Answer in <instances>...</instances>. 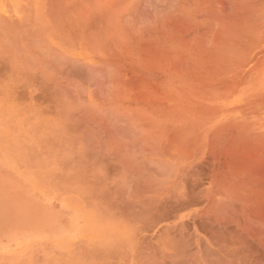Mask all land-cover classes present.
Masks as SVG:
<instances>
[{"label": "crops", "instance_id": "crops-1", "mask_svg": "<svg viewBox=\"0 0 264 264\" xmlns=\"http://www.w3.org/2000/svg\"><path fill=\"white\" fill-rule=\"evenodd\" d=\"M54 1H55V4H54ZM62 1L64 2L68 1L67 5H65L66 2L64 3ZM77 1H74V0H53V1L52 0H48V1L47 0H0V26H1L0 27V52H1L0 53V56H1L0 57V264H211V263H208L207 261L208 258H206L205 256L208 257L209 255L208 253H210V256H213V254L215 255L217 253V252L215 253L213 252V248H214L213 246L215 244L213 241L214 238L212 240L210 238L211 235H213L211 231L216 226L212 224L211 220H210V224H212L213 226L208 224L209 219H207L206 215L208 214L209 215L208 218H211L213 214H219V212L220 214H225L227 219L229 218L231 219V221L230 219L227 220L230 227L228 225L227 226L229 228L234 229L236 226L235 225L236 220L237 219L239 220L240 218V217L238 218V215L241 212L242 206L241 205L239 206L238 204H236L237 205L236 208H238L237 209L238 211L237 210L233 211L236 209V208L234 209L235 204L223 205V207L221 205L203 204L202 196L204 195H202L203 194L202 188L197 187L198 188L197 189L195 187V189H191L189 193L186 189L181 188L180 186L181 184L178 186V188H175V189H178V191L177 190L176 191L179 193L175 192L173 196L180 197V198L181 196H183L185 198V196L188 195L187 197L189 198L191 197L189 200L190 202L188 201L187 203V205H190V208L189 206L185 205L186 200L183 201L184 203L182 202V200L184 199L178 198L177 201H175L176 199L172 200L171 193L175 191V189L171 191L172 189L170 188L171 187L170 182L172 181L171 180L172 179L171 178L172 166H175L174 168L177 169L175 170L173 168L174 171H176L174 178L179 176L175 178V180H178L181 183L186 178V177H182V178L180 177L182 174L184 175V172H185L184 169L186 166L185 164L194 165L195 168L198 167V169L202 170L201 166H204V164H206L207 162L211 160L210 156H208V153L206 151L205 153H203L202 151V154L196 153V156L191 158L190 160L187 157V155H185L187 153L186 151L187 148L185 149L184 147H182L183 150L186 151L185 154L183 155L184 151L183 150H182L183 152L180 151V149L182 148H179V146H178L179 152L173 153V156H172L171 155L172 153L171 154L168 153V152L173 151L171 150L172 148L169 143L174 142V140H172L171 139L172 137L170 136L172 134L170 123L168 121L161 119L162 125L155 127V125H152L154 122L153 120H155V118H158L156 117L155 112L152 109H150L148 106H142V105L140 106L135 103L134 98L135 96L137 97L136 93L138 92L141 93V95H143V98L146 96L145 97L146 100L149 98L153 99V97L151 96L155 97V93L152 92V90H150L149 88L151 84H154V82H159V81L157 80L155 81V77L152 76V74H150L149 71L140 70L142 68L149 69L148 63H143V65H141L142 63H140L137 60L135 61L136 62L135 63L133 60V57L132 58L130 57L131 59H128L129 62L120 60L123 57V55H120L123 53V51L121 49V45H119V43L117 44L116 40L120 42L119 40L121 36L118 38V35H120L119 31L118 33L114 34L116 32V31L114 32V30H116V28L119 25L122 27L123 25L121 24L124 23L123 21H121L123 20L122 14L119 12H115L116 11L115 9L117 6L118 8L119 7L121 8V5H122L121 2L115 0L114 4L115 3L116 4L113 6L114 9L112 10L111 6L113 5L112 3L113 0L112 1L106 0V2L112 3V4L110 3L111 6H109L110 4H108V8L106 6V2H103V0H101V2L96 1V0L94 1L93 0H85V1L79 0L78 2ZM98 2L100 4H98ZM96 3L97 5H99L97 6V8H94L96 10H93V9L90 10L93 6L94 7L96 6V5L92 6V4H96ZM90 4H91V7H89ZM67 6L69 8H67ZM103 6L106 7L109 11L106 9H103ZM55 8H56L55 12L58 13V16L53 11V9ZM83 8L84 9L87 8V9L84 10ZM120 8L118 10H121ZM78 10H81V11H78ZM62 11L64 12L62 13ZM65 11L66 13H68L67 15L64 14ZM101 11L104 17L100 14ZM49 12L50 13L52 12L54 15L52 13L50 14ZM110 13L112 14L116 13V15H112ZM105 14L108 16L112 15L113 18L109 16L110 18L108 20V17ZM98 15L99 17H101V18L98 17V19H100L101 22L105 18L104 19L105 22L104 21L102 22L103 23L102 26L99 20L97 22ZM105 16L107 17V19ZM94 21H95V24L97 22V24H100V25L95 27ZM115 21L116 23H114ZM117 21H120L119 22L120 24ZM84 23L88 24L86 25L87 29L85 25H84L85 29L82 26ZM110 23L112 25L114 23L115 26H112ZM68 24H70V26H68ZM90 25L94 26V27L92 26L93 28L92 30H91ZM109 25H111L110 28H108ZM64 26L67 27L68 29H66ZM88 27L90 28L91 31L88 30ZM98 27L102 28V30H100ZM105 28L106 29L108 28L109 30L108 29L106 30ZM98 30L100 34H98ZM104 30L109 35L108 34L106 35ZM101 31H103L104 33L103 37H102L103 34L101 35ZM111 32H114V33L111 34ZM94 38H95L96 43L95 42L93 43ZM100 39L101 40L105 39V40L99 43V41H101ZM35 40L36 42L38 41L39 42L36 43ZM108 40H110V42ZM86 41L87 43L89 42L88 45L91 42L92 44H95V45L92 46L90 44L88 46ZM111 41L116 45L111 43ZM3 43L6 44L7 46L4 45V47H2ZM81 43L82 44L84 43V44L82 45ZM108 43L112 47L115 46L116 48L115 47L111 48L108 45ZM42 45L43 47H41ZM103 45H105L104 47L108 49H104ZM14 48L15 49L17 48L18 50L16 49L15 51ZM100 48H101V51H100ZM102 48L104 50H102ZM8 50L9 51L11 50V51L8 52ZM54 50L55 51L57 50V51L55 52ZM89 50L92 52H90ZM105 50H107L108 52H105ZM17 51H21L22 53L17 52ZM14 53H16L17 55ZM52 54H54L55 56L62 54L60 57L57 56L58 58L62 57V59L66 55L64 60L66 59L67 61L72 62L71 65L67 64L69 63L67 61H66L67 63L63 64L64 61H62L61 59L58 60L56 58V61H55V59H53L55 57H53ZM108 55H112V56H108ZM97 56L98 58L103 59V60L98 59ZM59 61H61L60 64H59ZM109 62L111 64L110 66H109ZM80 63H81L80 67H82L81 69L79 67ZM101 63L102 65H100ZM83 64L85 66L89 65L88 68L90 69L92 68V70L87 69L86 68L87 66L83 67ZM112 64L114 66H112ZM92 65L94 66L95 69L99 68L100 66L101 68L102 67L109 68L111 66L115 67L117 65L121 71L116 68L117 66L115 68L111 67V69L109 68L106 70L99 68V70L101 71H99V73L97 74L96 72L98 71V69H96L97 70L96 72L95 70L93 72L94 68ZM64 67L67 69H64ZM107 70L111 71V72L109 71L111 75ZM74 71L76 72L74 73ZM112 73L114 74V76ZM134 75L136 77L139 75L140 77L136 78V80L138 78L139 80L135 81V79L132 78V76L135 77ZM110 76H112V78L114 77L113 78L114 81L113 79L110 80ZM97 77L99 79H97ZM144 78H147V79H144ZM133 80L134 82H132ZM140 80H142L141 81L142 83L140 85L141 86L143 85V87H140V85L138 84ZM145 80H148V81L145 82ZM57 81L60 83H58ZM87 81L88 83H86ZM76 83L77 85L74 86ZM105 83L106 84L108 83L109 85H106ZM129 83L132 84V86ZM146 83L147 85H145ZM65 84H67L66 86L68 87L70 86L69 88L72 91H67L66 89H68V87L66 88ZM137 84L139 85L138 87L136 86ZM129 85H130V89H128ZM72 86L74 90L73 88H71ZM110 86H112L113 89H115L116 87L118 88H116L115 91L114 90L112 91L110 89ZM146 86L147 88H145ZM120 88L123 93L122 95L119 94V92L121 93ZM139 88L142 90H140ZM117 89H119L118 90L119 92L115 93L117 92ZM143 89L144 90L147 89V90L144 91ZM135 90H136V93H134ZM104 91L107 92L105 94L107 95V97L114 93H115V96L119 94L118 95L119 97L120 96L121 97L124 96V97L121 99V97L119 98L117 96L118 97L117 98V97H113L112 95L107 98L103 96L105 93ZM60 92L62 93V95L61 94L59 95ZM69 95H72V97ZM162 96H165V95L163 94ZM104 97L106 99H104ZM68 99L69 100L71 99V100L69 101ZM62 103H65V104H62ZM82 103L84 104L86 103V104L84 105ZM109 104H110V107L113 105L111 107L113 109L111 110L116 113L115 114L113 112L116 116L110 112ZM91 107L95 108L94 109L95 111H93L94 113L92 112V115H91V111L93 108L90 109ZM99 107L102 108L103 112L101 111ZM106 107H109V109L108 108L106 109ZM63 108L65 109L63 110ZM85 108L86 109L89 108L91 111L87 109L90 111L89 112ZM61 109H62L61 113H63L64 115L60 113ZM69 109L71 111H69ZM106 110L107 111L109 110V113H107ZM129 110H131L132 112L130 111V114H129L130 117L126 118L128 114V113L126 114V112L127 111L129 112ZM63 111H65V113ZM116 111H119V114L121 113L120 115L122 116H118L117 115L118 112ZM76 112L78 114H82L83 122L80 120L81 117H79L80 119H77V116H80V115L76 114ZM99 112L100 114L101 112L103 114L98 115ZM140 112H141V114H139L140 116L143 113H145L144 118H141L137 115L139 119L141 118L140 121L141 122L143 121L142 123L139 121V124H140L139 127L142 124V129L145 127L144 131L145 130L147 131L145 133L144 131L143 133L142 131H135L136 129H133L134 127L131 128V126H129V125H132L134 122L138 121L136 114ZM70 113L71 114L73 113V115L71 116ZM105 114L106 116H108L109 114L107 119L111 117L109 121L110 120L115 121L117 117L115 121L116 124L115 122L113 123L112 121H110L113 124L112 125L105 118L106 117ZM131 115L133 116V118L134 117L137 118L136 119L137 121H134L135 118L134 119L132 118L133 120H131ZM73 116L75 117V119ZM151 116H154V119ZM93 117L94 118L96 117L95 118L96 120H94ZM97 117H99V119ZM118 117L119 119L121 117V120H119ZM128 118L130 119L129 121H131L130 122L131 124L127 123ZM125 119L127 121H125ZM146 120L150 123L146 122ZM90 121L92 123H90ZM117 121L119 122L121 121V123L119 122L117 123ZM123 121H124V124L128 126V129L125 128L126 126L123 124ZM93 122H95L94 123L95 126ZM108 122L111 126L108 125ZM166 122H168L167 125H165ZM96 123L97 125L100 123L98 127ZM143 123L149 124V125L151 124V125L143 127L144 125ZM89 124H90V127L93 124L92 125L93 127L90 128L92 129V131L89 129V126H88ZM114 124H115V127H114ZM78 125H79V129H77ZM84 125L88 128H86ZM100 125L104 126L105 130H104V127L103 128L99 127ZM116 125L119 128L116 127ZM120 125L121 126L124 125V128L122 127L123 128L122 129ZM135 125L136 124L134 123L133 126ZM83 126L86 129H84ZM137 126H135V128ZM75 127H76V130H73L75 129ZM114 128H118L119 132L120 130L122 131L119 133L118 131H115ZM94 129H98V131L96 130L97 131L96 132L94 131ZM99 130H101L100 133H99ZM137 130H140V129L138 128ZM128 132H130V134ZM138 132H140L141 138H139ZM127 133L130 136H128ZM132 133L136 136L132 137L131 136L133 135ZM111 135H113V137ZM151 137L152 138L155 137V139H151ZM126 138L128 139V141H126L127 140ZM87 140L92 141V142L89 143V141ZM125 142L129 146V148L125 146L126 145ZM155 142L157 143V145ZM162 142L163 144L161 145ZM70 143L72 145H70ZM84 143L85 144L88 143L89 145L87 146ZM166 143H168V145ZM152 144H154L155 147ZM171 145L173 147L176 144L174 143L173 145V143H171ZM181 145L183 146V144ZM153 147L155 148V150L153 149ZM117 149H121V150H118L117 152ZM156 149L162 150V153L160 151L157 152ZM149 150L150 151L152 150L153 152L152 151L150 152ZM90 151L94 152L95 154L94 157L96 156L95 157L96 162L98 160H100L101 162L103 161L102 163L98 161L99 167H101L100 165H102V168L99 169L98 165L95 166L96 163L93 158V152L90 153ZM148 151L150 152V154L147 153ZM97 152L100 155V159L97 158V156H99ZM111 152H113V155ZM177 154H178V157H177ZM103 155L105 156L103 157ZM101 156L102 158H104V160L101 159ZM136 157L137 158L139 157L141 159L139 158L137 159ZM205 157L207 158L206 160L204 159ZM131 158H133L135 161ZM130 159H131V162H129ZM87 160L90 163H88ZM142 160L144 162L146 160V163H145L146 165H149L147 164V161H151V162L154 161V163L156 162L155 163L156 166H154V163L152 164L151 162H148V163H151L149 165L151 166V168L148 166H145ZM159 160L161 161V163ZM164 160L165 161L167 160L168 163H171L172 164L171 167L169 166L170 164L166 165L167 162L162 164V162H165ZM127 161L129 162V165L127 164L128 163ZM132 161L136 162L134 165H138V166L133 167ZM138 161L142 163L140 162L138 163ZM216 161H217L216 163L210 161L211 165H215V164L217 165L219 160H216ZM91 162L95 164L90 165L92 164ZM103 163L104 164L108 163L105 165L106 169L108 168L107 165L109 166V168L111 166L113 167L114 165L115 168L113 167V170L114 169L116 170L114 172L116 173L120 171L121 172L120 176L119 177H115L116 175L113 176L114 172L111 168H110L111 170H108L109 168L107 169L109 172L103 169L104 168ZM209 163L208 165H210ZM139 164L140 165L142 164L141 165V167L143 166L142 169L139 167ZM128 166H129V169L128 170L125 169V168H128ZM156 167L158 171H156L157 170ZM143 168L145 170L144 172H143ZM97 169L99 173L95 174ZM102 169L104 171L103 173L101 171ZM161 169H164V172H166L165 178L161 174V171L163 172V170ZM198 169H196L197 172H199ZM223 171L224 170L222 168L217 169V173L219 174L222 173ZM104 173L107 174V176L104 177L105 175ZM110 173H112L113 177H111ZM119 173H116V174H119ZM136 175L137 177H135ZM158 175H161L162 177ZM123 176H124V180L126 181L125 184H124L123 179L120 181V178H123ZM106 177L108 178L111 177V179L107 181ZM139 178H140V181L141 180L142 181L138 186L137 183L139 181L138 180ZM100 179L101 181L104 179L102 183ZM196 179H197V176H196ZM219 179L220 178L217 177L216 181H219ZM128 180H130L129 183H130V186L132 187H129V183L127 182ZM99 182L101 184H99ZM115 182L116 184H119L120 186L118 185V187L116 188L117 185H115ZM134 182L136 185H134ZM108 183L111 186L108 185ZM122 184L124 186H122ZM107 185L111 187L112 189L108 188ZM126 185H128L129 188ZM133 185L135 186L134 189H132ZM125 186L126 188H124ZM137 186L138 187L142 186L144 187V189L146 188L147 190H149V187L153 189H150L152 190L151 192L149 191L146 192L147 190L144 191L141 188V191L144 192V193H141V191L138 190ZM120 187L125 192L127 191V193H125ZM161 187L162 189H160ZM116 189L117 190L119 189L118 193L116 192L117 191ZM135 189H137L138 191ZM111 191L112 193H110ZM197 191H200L201 194L200 193L198 194ZM218 191L219 190L217 188H213V190H211L210 195L213 196L214 198H218L219 197ZM191 192H193L194 195ZM244 192H245L244 190L240 191V193H242L241 196L246 195V193ZM134 193H137L135 197L133 196ZM140 193L142 195L139 196L138 194ZM128 195L130 197H128ZM147 197H151L152 199L154 198V200L156 197L155 201L157 202L155 201L152 202L151 198H149L150 199L149 200ZM197 197H201V198H198V200L201 203L196 202L195 204V200L198 201ZM120 198L123 200H121ZM130 198L131 199L133 198L132 200L135 201L134 203L135 205H138V203L141 202L142 205H141L140 213L138 212L140 204L139 206H137L138 210L136 212L135 210L136 206L133 204L134 201L132 202ZM144 198L145 199L147 198L150 202H148L146 199L145 201L146 203H145ZM125 199L127 201H131L129 203H131L132 208H131V205H129L128 202L125 201ZM191 199H194V202L192 200V203H194L195 205L191 203ZM159 200H161L162 203L166 202L164 203L165 205L160 204ZM142 201L145 203V205H143L144 203H142ZM173 201L176 203L171 204ZM154 203H157V205H159L158 209L160 208L161 209L157 210L156 209L157 206L154 205ZM189 203H191L192 205ZM146 205H149V206L151 205V208H149V206L145 208ZM152 205L154 207H152ZM206 206H208L209 208L207 209ZM193 207L195 209H193ZM176 208L179 211L176 213L173 211L174 212L173 213L171 209L175 210ZM131 209L133 212L131 211ZM231 210L233 211V213L229 212ZM127 211H129L130 213L132 212L133 216H131L132 214H130L129 212L127 214ZM167 211L168 212L171 211L169 212V215L171 218L169 217V215L168 216L166 215L168 213ZM211 211L212 213H210ZM144 212L145 213L147 212L148 214L146 213L147 215H145ZM234 213H236V215ZM139 214L141 215L138 217ZM152 214H154V216ZM234 215L235 217L237 216L236 217L237 219L234 218ZM145 216H147L146 217L147 219L145 218ZM165 216H167L166 219H165ZM232 218L236 220L233 221ZM196 219H199V220H196ZM146 220L147 221L149 220L148 223ZM155 220H157L158 222H156ZM200 221L202 222L205 221L207 223L206 224L204 222L207 225V227H209L208 229L211 230L210 233L209 231H208V234L205 233L207 227H205L206 225L200 223ZM180 223L182 224V226ZM184 223H186V226L183 225ZM189 223L192 225H190ZM199 225L202 226L201 229L197 228V227H200ZM231 225H234V227H231ZM227 226L225 225V227ZM166 232L168 234H166ZM193 234L195 236H192ZM182 236H183V239H182ZM181 239L183 242L181 241ZM205 239H208V241L205 242ZM192 240L193 242H191ZM185 241L187 242L186 244H185ZM191 245H192V248H191ZM205 247H206V250H205ZM201 248L203 251L204 250L207 251V249L208 251L203 252L201 251ZM210 249H212V253L210 252L211 251ZM214 249H216V247ZM188 251L189 252L191 251L190 253H192V255L189 256ZM217 255L227 256L228 254L220 255L218 253Z\"/></svg>", "mask_w": 264, "mask_h": 264}, {"label": "bare ground", "instance_id": "bare-ground-1", "mask_svg": "<svg viewBox=\"0 0 264 264\" xmlns=\"http://www.w3.org/2000/svg\"><path fill=\"white\" fill-rule=\"evenodd\" d=\"M48 1V0H47ZM53 1V0H52ZM74 1H77V0H74ZM79 1V0H78ZM77 1V2H78ZM82 1V0H81ZM80 1V2H81ZM85 1V0H84ZM94 1V0H93ZM96 1H99L101 2V0H96ZM110 1V0H108ZM112 1V0H111ZM114 1L113 0V5L111 6V2H106V0L103 2H106V6L108 8V4H110L109 6L112 7V10L114 9L113 6L116 4H114ZM116 1H119L121 2V10H118V6L116 7V11L115 12H119L122 14V18L124 23H122L121 25H123L122 27L119 25L118 27L120 28H116V30H114V32H111L116 34L118 33L119 31V34L118 35V38L120 37V42H118V40H116L117 44L119 43V45H121V49L123 51L122 54L120 55H123L122 59L120 60H124V61H128V59H131L133 57V60L134 62L137 60L139 61L140 63H142L141 65H143V63H148L149 64V69H140L141 71H149L150 74H152V76L155 77V81H159V82H154V84H149L150 85V88L148 86V88L150 90H152V92L155 93V97L154 96H151L153 97L152 98H149L146 100V96L143 98V95H141V93H136V90L134 91V93L137 94V97L135 96L134 98V101L137 105H142V106H148L150 109H152L155 114H156V117L158 118H155V120H153V124L152 125H155L156 126H161L162 125V121L161 119L165 120V121H168L171 125V131H172V134L170 135L172 138V140H174V142H171L176 144L175 146L178 147L179 145V148H182L184 147L187 151V153L185 154L186 151L182 149H180V151H184L183 155H187V157L191 160V158L195 157L196 156V153L197 154H202V151L203 153H205V151L208 153V156H210V161L216 163L217 161L216 160H219L221 162L218 161V164L216 165H211V162H207L206 164H204L203 167L207 166L208 163L211 165V169H210V172H211V175H210V178L207 177V176H204V177H207L208 179H210V183L207 187L205 188H202V192L204 196V199H205V202H208V205H221L223 207V205H233L235 203H237L239 206L241 205L242 208H241V212L240 214L238 215V218L239 220L235 217L236 213H234V220H236L235 222V228H229L230 225L228 223L227 220V217L225 214H213L211 216V218H208V214L206 215L207 216V219H209V225H212L214 224V226H216L212 231L210 229H208L209 227H207V223L205 224L204 222L200 221V223L206 225L205 227H207L205 233L208 234V231L210 233V231L212 232L213 235H211V240L214 238V245L216 247V249L213 248V252H217L215 255L213 254V256H218L217 255L218 253L220 255H225V254H228V255H232V256H240L238 253H239V246L242 247V245H246V251L245 249H243V255H246V257L248 256L247 260L249 259V256H263L264 257V191H258L256 190V188H252L251 187V183H246L245 184H240L239 183V180L240 179H244L248 174L250 173H254L253 177H256V174L255 173H260V175H263L264 173V0H163L162 1V5H161V8H159L158 6H160L158 3H155V6L156 4L158 5L157 8H159L160 10H158L157 8H155L153 6V0H150L152 2V7L155 8V10L152 8V10L150 9V7L148 8L147 4L150 2L148 0V3H147V0H146V9L148 8V10H146L145 12H140L141 8H143V0H116ZM158 0H156L157 2ZM51 2V1H50ZM64 2V1H62ZM66 2V3H65ZM65 5H67V2L68 1H65ZM98 2V4H100ZM102 2V3H103ZM118 2V3H119ZM150 2V3H151ZM57 3V2H56ZM82 3V2H81ZM117 3V4H118ZM52 4V3H51ZM54 4H55V1H54ZM85 4V3H84ZM93 5H96L95 7ZM56 6V5H55ZM54 6V7H55ZM74 6V5H73ZM92 8L90 10H96L94 8H97V3L96 4H92ZM59 7V6H58ZM57 7V8H58ZM77 7V6H76ZM75 7V8H76ZM82 7V6H81ZM80 7V8H81ZM87 7V6H86ZM91 7V4L90 6ZM88 7V8H89ZM102 7V5H101ZM100 7V8H101ZM144 7V8H145ZM29 8V7H28ZM67 8H69L67 6ZM79 8V6H78ZM85 8V7H84ZM83 8V9H84ZM106 7L103 6V9H106L108 10ZM143 8V9H144ZM51 9V8H50ZM87 9V8H86ZM84 9V10H86ZM110 9V8H109ZM142 9V11H144ZM149 9L151 11H149ZM159 11L157 12L156 11ZM49 10V9H47ZM52 10V9H51ZM56 8L53 9V11L55 12ZM67 10V9H65ZM154 10V11H153ZM58 11V9H57ZM78 11H81V10H78ZM109 11V10H108ZM111 11V10H110ZM156 11V12H155ZM61 12V10H60ZM64 11H62L63 13ZM68 12V11H67ZM76 12V11H75ZM83 12V11H82ZM104 12V10H103ZM107 12V11H106ZM50 13V12H49ZM52 13V12H51ZM50 13V14H51ZM56 13V12H55ZM74 13V12H73ZM72 13V14H73ZM78 13V12H77ZM80 13V12H79ZM100 13V12H99ZM113 13V12H112ZM110 13V14H112ZM49 14V16H50ZM53 14V13H52ZM64 14H68L65 13ZM102 15V11L100 13ZM99 14V15H100ZM107 14V13H106ZM105 14V15H106ZM54 15V14H53ZM56 15L58 16V13H56ZM63 15V14H62ZM74 15V14H73ZM92 15V13H91ZM99 15L97 16V22L98 20L101 22L100 19H98ZM100 15V16H101ZM112 15H116V13L112 14ZM112 15H109L110 17H112ZM119 15V14H118ZM104 17V15H102ZM108 17V20H109V16L106 15ZM105 16V17H106ZM52 17V16H51ZM54 17V16H53ZM87 17V16H86ZM91 17V16H90ZM106 17V19H107ZM119 17V16H118ZM50 18V17H49ZM101 18V17H99ZM113 18V17H112ZM120 18V17H119ZM128 18V19H127ZM72 19V18H71ZM105 19V18H104ZM104 19L102 20V22L104 21ZM115 19V17H114ZM139 21H142V22H145L143 23L144 25H142V22H141V27H140V24L138 23ZM95 24V21H94V26H98L100 24ZM101 22V26H102V23ZM105 22V21H104ZM118 23L120 21H117ZM87 23V22H85ZM83 24L82 26L86 27V25L88 24ZM112 23V22H111ZM110 23V24H111ZM116 23V21L114 22ZM113 23L112 26H115V24ZM120 24V23H119ZM139 24V25H138ZM21 25V24H20ZM111 25L108 26V28L111 27ZM18 26V25H17ZM16 26V27H17ZM68 26H70V24H68ZM91 26V30L93 29L92 26L93 25H90ZM89 26V27H90ZM93 26V27H94ZM106 26V25H105ZM1 27V26H0ZM65 27V26H64ZM63 27V29H64ZM84 27V29H85ZM88 27V30H90V28ZM5 28V27H4ZM62 28V27H60ZM66 29H68L67 27H65ZM100 30H102V28L98 27ZM107 28V29H108ZM113 28V27H112ZM111 28V29H112ZM83 29V30H84ZM87 29V27H86ZM106 29V28H105ZM106 29V30H107ZM110 29V31H111ZM90 30V31H91ZM109 30V29H108ZM150 31V33L152 34V37H150L149 39H144L142 36H141V33L142 31ZM62 31V30H61ZM81 31V30H80ZM5 32V31H4ZM32 32V31H31ZM59 32V31H58ZM105 34L107 35L108 33H106V31L104 30ZM6 33V32H5ZM84 33V32H83ZM149 33V32H148ZM149 33V35L151 36V34ZM7 34V33H6ZM98 34L99 33V30H98ZM103 34V35H102ZM142 34H145L146 33H142ZM60 35V34H59ZM93 35V34H92ZM101 35L102 37L104 36V33L103 31H101ZM109 35V34H108ZM147 35V36H149ZM100 36V35H99ZM116 36V35H115ZM59 38V37H58ZM93 38V37H92ZM106 38V36H105ZM97 39V38H96ZM30 40V39H29ZM70 40V39H69ZM81 40V39H80ZM101 40V39H100ZM105 40V39H104ZM103 39L101 41H99V43H101L102 41H104ZM111 40V39H110ZM110 40H108L110 42ZM114 40V39H113ZM15 41V40H14ZM88 41V40H87ZM86 41V43H87ZM107 41V42H108ZM115 41V40H114ZM36 42V40H35ZM39 42V41H38ZM36 42V43H38ZM95 42V38H94V41L93 43ZM115 42V43H116ZM5 43V42H4ZM2 44V47L7 46L6 44ZM9 43V42H8ZM16 43V42H15ZM46 43V42H45ZM58 43V42H57ZM60 43V42H59ZM89 43V42H88ZM87 43V45H88ZM96 43V42H95ZM111 43H113L111 41ZM110 43V44H111ZM11 44V42H10ZM34 44V43H32ZM47 44V43H46ZM64 44V43H63ZM74 44V43H73ZM82 44V43H81ZM84 44V43H83ZM82 44V45H83ZM92 46L95 45V44H92V42L90 43ZM89 44V45H90ZM98 44V43H97ZM114 44V43H113ZM36 45V44H35ZM88 45V46H89ZM109 45V43H108ZM116 45V44H114ZM19 46V45H18ZM66 46V45H64ZM91 46V47H92ZM105 45H103V48L104 49H108L106 47H104ZM111 48H114L112 47L111 45H109ZM118 46V45H117ZM13 47V46H12ZM11 47V48H12ZM15 47V45H14ZM43 47V45L41 46ZM45 47V46H44ZM54 47V46H53ZM84 47V46H83ZM20 48V47H19ZM47 48V47H46ZM51 48V47H50ZM68 48V47H67ZM102 48V50H104ZM116 48V47H115ZM120 48V47H119ZM117 48V49H119ZM15 49V48H14ZM13 49V50H14ZM17 49V48H16ZM15 49V51H16ZM22 49V47H21ZM87 49V48H86ZM94 49V48H93ZM92 49V50H93ZM120 49V50H121ZM18 50V49H17ZM48 50V49H47ZM11 51V50H10ZM8 50V52H10ZM22 51V50H21ZM21 51H17V52H20L22 53ZM55 51V50H54ZM57 51V50H56ZM55 51V52H56ZM90 51V50H89ZM97 51V50H95ZM100 51H101V48H100ZM45 52V51H44ZM49 52V51H48ZM86 52V51H85ZM92 52V51H90ZM105 52H108L107 50H105ZM103 52V53H105ZM1 53V52H0ZM18 53V54H20ZM47 53V52H46ZM45 53V54H46ZM51 53V51H50ZM60 53V51H59ZM58 53V54H59ZM102 53V54H103ZM16 54V53H14ZM43 54V55H45ZM96 54V52H95ZM9 55V54H8ZM17 55V54H16ZM26 55V54H25ZM31 55V54H30ZM53 59H55L56 61V58L59 60L61 59L64 63H67L69 61H67L66 59L64 60V58L66 57H62L61 58H58L60 57L61 55H57L55 56L54 54H52ZM64 55V54H63ZM99 55V54H98ZM115 55V54H114ZM119 55V56H120ZM74 56V55H73ZM76 56V55H75ZM105 56V55H104ZM108 56H112V55H108ZM107 56V57H108ZM1 57V56H0ZM19 57V56H18ZM21 57V56H20ZM100 57V56H99ZM117 57V56H116ZM121 57V56H120ZM131 57V58H130ZM15 58V57H14ZM29 58V57H28ZM32 58V57H31ZM69 58V57H68ZM98 58V56H97ZM102 58V57H101ZM114 58V57H112ZM26 59V58H25ZM71 59V58H70ZM100 59V58H98ZM109 59V58H108ZM14 60V59H13ZM27 60V59H26ZM29 60V59H28ZM75 60V59H74ZM73 60V61H74ZM100 60H103V59H100ZM107 60V58H106ZM119 60V59H118ZM19 61V60H18ZM67 61V62H66ZM114 61V59H113ZM12 62V61H11ZM37 62V61H36ZM61 61H59V64H60ZM105 62V61H104ZM108 62V61H107ZM112 62V61H110ZM109 62V66L111 65ZM129 62V61H128ZM7 63V62H6ZM30 63V62H29ZM72 62H69L67 64H70L71 65ZM136 63V62H135ZM139 64V63H138ZM102 65V63L100 64ZM131 65V63H130ZM133 65V64H132ZM137 65V64H136ZM145 65V64H144ZM74 66V64H73ZM81 66V63L79 65V67ZM85 65L83 64V67ZM87 66V67H86ZM85 67L87 69H90L88 68L89 65H86ZM93 66V65H92ZM90 66V67H92ZM96 66V65H95ZM106 66V64H105ZM112 66H114L112 64ZM111 66V67H112ZM117 66V65H116ZM115 66V67H116ZM121 66V65H120ZM119 66V67H120ZM140 66V65H139ZM56 67V66H55ZM66 67V66H65ZM64 69H67L65 68ZM72 67V66H71ZM77 67V66H76ZM78 67V68H79ZM97 67V66H96ZM99 67V65H98ZM111 67H109L111 69ZM115 67H112V68H115ZM11 68V67H10ZM26 68V67H24ZM35 68V67H34ZM82 67H80L81 69ZM85 68V69H86ZM94 68V66H93ZM101 68V66L99 67ZM99 68H96L98 69V71L94 68L93 69V72L95 70V72L98 74L99 71ZM108 67H102L101 69H109ZM118 70H120L118 68V66L116 67ZM124 68V67H123ZM137 68V67H136ZM62 69V68H61ZM84 69V68H83ZM135 69V68H133ZM132 69V70H133ZM11 70V69H10ZM92 70V68L90 69ZM102 70V72H103ZM65 71V70H64ZM89 71V70H88ZM108 71V70H107ZM106 71V72H107ZM110 71V70H109ZM108 71V72H109ZM117 71V70H116ZM121 71V70H120ZM126 71V70H125ZM124 71V72H125ZM67 72V71H66ZM76 71H74L75 73ZM105 72V71H104ZM111 72V71H110ZM109 72V73H110ZM134 72V71H133ZM91 73V72H90ZM114 73V72H113ZM112 73V74H113ZM72 74V73H71ZM80 74V73H79ZM78 74V75H79ZM96 74V76H97ZM131 74V73H129ZM149 74V75H150ZM7 75V74H6ZM104 75V74H102ZM108 75V74H107ZM111 75V73H110ZM136 75V74H135ZM134 75V76H135ZM42 76V75H41ZM65 76V75H64ZM74 76V74H73ZM83 76V75H82ZM87 76V75H86ZM101 76V75H100ZM114 76V74H113ZM129 76V75H128ZM22 77V76H21ZM63 77V76H62ZM71 77V76H70ZM99 77V76H98ZM97 77V79H99ZM108 77V76H107ZM137 77H140L139 75ZM136 76L132 78L135 79V81L139 80V78L136 80L137 78ZM114 78V77H113ZM112 76H110V80L113 79ZM149 78V77H147ZM147 78H144V79H147ZM72 79V78H71ZM76 79V78H75ZM95 79V78H94ZM101 79V78H100ZM131 79V78H130ZM141 79V78H140ZM74 80V79H73ZM128 80V79H127ZM162 80V81H160ZM84 81V79H83ZM86 81V80H85ZM114 81V79H113ZM118 81V79H117ZM129 81V80H128ZM142 80H140L138 82V84L140 85L142 82ZM148 81V80H145V82ZM58 82V81H57ZM102 82V80H101ZM105 82V80H104ZM131 82V81H130ZM134 82V80L132 81ZM144 82V83H145ZM60 83V82H58ZM65 83V82H64ZM88 83V81L86 82ZM85 83V84H86ZM136 83V82H135ZM149 83V82H148ZM104 84V83H103ZM106 84V83H105ZM114 84V83H113ZM123 84V83H122ZM121 84V85H122ZM130 84V83H129ZM136 85L137 87L139 85ZM67 84H65L66 86ZM74 85V84H73ZM77 83L74 85L76 86ZM106 85H109L108 83ZM132 86V84H130ZM130 85L128 86L130 89ZM135 85V84H133ZM147 85V83L145 84ZM91 86V85H90ZM113 86V85H112ZM112 86H110V89L113 91L116 90V87L115 89L112 88ZM119 86V84H118ZM123 86V85H122ZM126 86V85H125ZM61 87V86H60ZM64 87V86H63ZM68 86H66L67 88ZM70 87V86H69ZM68 87V89H66L67 91H72L70 90V88ZM81 87V86H80ZM140 87H143V85ZM73 88V86L71 87ZM79 88V86H78ZM124 88V87H123ZM136 88V87H135ZM147 88V86L145 87ZM63 89V88H62ZM140 89V88H139ZM74 90V88H73ZM85 90V89H84ZM119 89H117V92L115 93H118ZM124 90V89H123ZM142 90V89H140ZM144 90V89H143ZM147 89H145L144 91H146ZM43 91V90H42ZM57 91V90H55ZM63 91V90H62ZM66 91V93H67ZM120 91L121 93L119 92L120 95H122V90L120 88ZM130 91V90H129ZM143 91V92H144ZM53 92V91H51ZM65 92V90H64ZM82 92V91H81ZM105 92V91H104ZM49 93V92H47ZM107 92L104 93L103 96L107 97V95H105ZM115 93L111 94L113 95V97H117L119 94H117L115 96ZM62 95V93L60 92L59 95ZM80 94V93H79ZM82 94V93H81ZM135 94V95H136ZM147 94V93H145ZM144 94V95H145ZM161 94V95H160ZM165 95V96H162V95ZM98 95V93H97ZM109 95V93H108ZM110 95V96H112ZM72 97V95H69ZM80 96V95H79ZM108 96V97H110ZM128 96V95H127ZM104 97V99H106ZM107 97V98H108ZM119 97V96H118ZM117 97V98H118ZM121 97V96H120ZM119 97V98H120ZM124 97V96H123ZM121 97V99L123 98ZM77 98V97H76ZM89 99V98H88ZM102 99V100H104ZM69 100V99H68ZM66 100V101H68ZM71 100V99H70ZM69 100V101H70ZM73 100V99H72ZM77 100V99H75ZM74 100V101H75ZM81 101V100H80ZM95 101V100H94ZM100 101V100H99ZM65 102V101H64ZM96 102V101H95ZM89 103V102H88ZM62 104H65V103H62ZM84 104V103H82ZM86 104V103H85ZM84 104V105H85ZM61 105V104H60ZM73 105V104H72ZM95 105V104H94ZM125 105V104H124ZM64 106V105H63ZM66 106V105H65ZM101 106V105H100ZM106 106V105H105ZM113 106V105H112ZM111 106V107H112ZM67 107V106H66ZM87 107V105H86ZM109 107H110V104H109ZM109 107H106V109ZM110 107V112L113 113L114 111H112ZM122 107V106H121ZM68 108V107H67ZM73 108V107H72ZM82 108V107H81ZM80 108V109H81ZM93 107H91L90 109H92ZM100 108V107H99ZM104 108V107H103ZM59 109V108H58ZM65 108H63L64 110ZM86 109V108H85ZM89 109V108H87ZM86 109V110H87ZM89 109V110H90ZM95 108L92 109L91 111V115H92V112L95 111L94 110ZM97 109V108H96ZM101 111H102V108H100ZM99 109V110H100ZM140 109V108H139ZM85 110V111H86ZM87 110V111H89ZM126 110V109H125ZM67 111V109H66ZM69 111H71L69 109ZM89 111V112H90ZM121 111V110H120ZM130 111L129 112L127 111L126 114V118L127 117H130L129 114H130ZM62 112V109L60 111V113ZM65 113V111H63ZM98 112V111H96ZM103 112V111H102ZM101 112V114H103ZM107 113H109V110L107 111ZM118 112V116H122L119 114V111H116ZM132 112V111H131ZM152 112V111H151ZM94 113V112H93ZM115 113V112H114ZM113 113V114H114ZM136 113V112H135ZM143 113V112H142ZM45 114V113H44ZM63 114V113H61ZM71 114V113H70ZM76 114H78L76 112ZM97 114V113H96ZM100 114V112L98 113V115ZM100 114V115H101ZM116 114V113H115ZM114 114V115H115ZM141 114L138 113L136 114V116L138 115L139 117L141 118H144V114L143 113L141 116L139 115ZM64 115V114H63ZM62 115V116H63ZM73 115V113L71 114V116ZM80 116H77V119H80L79 117H81V121L83 122V118H82V114H78ZM95 115V114H94ZM106 116V114H105ZM109 116V114H108ZM108 116H106L105 118L107 119ZM113 116V115H112ZM116 116V115H115ZM137 116L138 118V121L136 120L137 118H133V116L131 115V120L134 119V121H137V122H134L137 126L138 124V128L140 130H137L138 128L134 125V123L132 125H129L132 127H134L133 129H136L135 131H144V126H150L149 124H145L143 123V129H142V124H141V128L139 127V117ZM146 116V115H145ZM150 116V115H149ZM64 117V116H63ZM74 117V116H73ZM100 117V116H99ZM99 117H97L99 119ZM114 117V116H113ZM153 117L154 119V116H151ZM94 118V117H93ZM96 118V117H95ZM94 118V120H96ZM111 118V117H110ZM109 118V119H110ZM115 118V117H114ZM123 118V117H122ZM125 118V117H124ZM133 118V119H132ZM63 119V118H62ZM67 119V118H66ZM75 119V117H74ZM89 119V118H87ZM109 119H107L109 121ZM117 119V117H116ZM115 119V121H116ZM119 119V117H118ZM72 120V118H71ZM85 120V119H84ZM91 120V119H90ZM121 120V117L120 119ZM123 120V119H122ZM130 119L128 118V121ZM144 120V119H142ZM78 121V120H77ZM76 121V122H77ZM89 121V120H87ZM92 121V120H91ZM90 121V123H92ZM104 121V120H103ZM112 121V120H110ZM109 121V122H110ZM115 121H112L113 123ZM125 121H127L125 119ZM127 123H130L131 121H129ZM79 122V121H78ZM77 122V123H78ZM102 122V121H101ZM100 122V123H101ZM108 122V125L111 126ZM119 121H117L118 123ZM141 122V121H140ZM143 122V121H142ZM141 122V123H142ZM146 122H148L146 120ZM168 122L165 123V125L168 124ZM89 123V122H88ZM95 122H93L94 124ZM99 123V124H100ZM111 123V122H110ZM121 123V121L119 122ZM150 123V122H148ZM85 124V123H84ZM92 124V125H93ZM98 124V125H99ZM106 124V123H105ZM112 124V123H111ZM116 124V122H115ZM115 124H114V127H115ZM123 124H124V121H123ZM131 124V123H130ZM91 125V127H93ZM97 125V123H96ZM97 125V127H98ZM113 125V124H112ZM122 125V124H121ZM120 125V126H121ZM128 129V126L126 124H124ZM124 125L121 126V128L123 127L124 128ZM85 126V125H84ZM84 129L88 128V127H84ZM89 126V129L91 128L90 127V124L88 125ZM95 126V124H94ZM96 127V128H97ZM99 127H104L102 125H100ZM116 127H118L116 125ZM95 128V127H94ZM100 128V129H102ZM119 128V127H118ZM118 128H114L115 131H118ZM122 128V129H123ZM79 129V125H78V128ZM126 129V130H127ZM130 129V127H129ZM73 130H76V127L75 129ZM92 131V129H90ZM98 131V129H94V131ZM104 130H105V127H104ZM109 130V128H108ZM113 130V129H112ZM160 130V129H159ZM69 131V130H68ZM72 131V130H71ZM96 131V132H97ZM101 130H99V133H100ZM103 131V130H102ZM122 130H120L121 132ZM119 132V133H120ZM147 132L146 130L144 131V133ZM162 132V131H161ZM130 134V132H128ZM127 133V135H128ZM139 133V138L140 137V132ZM83 134V133H82ZM110 134V133H109ZM133 134V133H132ZM152 134V133H151ZM150 134V135H151ZM149 135V136H150ZM110 136V135H109ZM113 137V135H111ZM130 136V135H128ZM132 137L136 136V135H131ZM148 136V135H147ZM154 136V135H153ZM156 137V136H155ZM155 137H151V139H155ZM87 138V137H86ZM138 138V137H137ZM81 139V138H80ZM83 139V138H82ZM88 139V138H87ZM127 139V138H126ZM133 139V138H132ZM164 139V138H163ZM135 140V138H134ZM145 140V139H144ZM86 141V139H85ZM89 141V140H87ZM100 141V140H99ZM122 141V140H121ZM125 141V140H124ZM128 141V139L126 140ZM138 141V140H137ZM158 141V140H157ZM156 141V142H157ZM164 141V140H163ZM171 141V140H170ZM169 141V142H170ZM60 142V141H59ZM92 142V141H89V143ZM155 142V143H156ZM168 142V141H167ZM76 143V142H75ZM74 143V144H75ZM86 143V142H85ZM84 143V144H85ZM110 143V142H108ZM128 143V142H127ZM133 143V142H132ZM136 143V142H135ZM170 144L171 148H172V145ZM73 144V145H74ZM114 144V143H113ZM112 144V145H113ZM126 144V142H125ZM163 144V142L161 143V145ZM168 145V143H166ZM183 144V146L181 145ZM70 145H72L70 143ZM85 145H89L88 143L85 144ZM143 145V144H142ZM150 145V144H149ZM154 145V144H152ZM151 145V146H152ZM157 145V143H156ZM159 145V144H158ZM181 145V147H180ZM107 146V145H106ZM125 146H127L129 148V146L126 144ZM144 146V145H143ZM148 146V144H147ZM149 146V147H151ZM160 146V145H159ZM110 147V146H109ZM140 147V146H139ZM155 147V145H154ZM153 147V149L155 150V148ZM158 147V146H157ZM156 147V148H157ZM162 148V147H161ZM159 148V149H161ZM164 148V146H163ZM178 148V149H179ZM140 149V148H139ZM152 149V150H153ZM173 151H174V146H173ZM171 149V150H172ZM177 149V148H175ZM110 150V149H109ZM118 150H121V149H117V152ZM123 150V149H122ZM138 150V148H137ZM145 150V149H144ZM151 150V151H152ZM153 150V151H154ZM157 152L160 151L162 153V150H158L156 149ZM170 150V149H169ZM168 150V151H169ZM94 151V150H93ZM93 151H90V153H92ZM116 151V150H115ZM135 151V150H134ZM141 151V150H140ZM150 151V150H149ZM147 152L150 154V152ZM152 151V152H153ZM168 152V153H172L171 155L173 156V153H176V152ZM179 151V150H177ZM182 151V152H183ZM67 152V151H66ZM88 152V150H87ZM96 152V151H95ZM114 152V151H113ZM113 152L112 155H113ZM116 152V153H117ZM136 152V151H135ZM138 152V151H137ZM164 152V151H163ZM178 153V152H177ZM98 154V152H97ZM122 154V153H121ZM126 154V153H125ZM143 154V153H142ZM145 154V153H144ZM160 154V153H159ZM182 154V153H181ZM94 152H93V158H94V161H95V157H94ZM99 155V154H98ZM111 155V156H112ZM127 155V154H126ZM165 155V154H164ZM170 155V156H171ZM204 155V154H203ZM105 155H103L104 157ZM110 156V155H109ZM176 156V155H175ZM92 157V156H91ZM121 157V156H120ZM177 157H178V154H177ZM98 159H100V155L97 156ZM137 158V157H136ZM135 158V159H136ZM139 158V157H138ZM137 158V159H138ZM150 158V157H149ZM152 158V156H151ZM198 158V157H197ZM201 158V157H200ZM101 159L104 160V158H102L101 156ZM133 159V158H131ZM131 159L129 162H131ZM141 159V158H139ZM184 159V158H182ZM187 159V158H186ZM205 160L207 159L206 157L204 158ZM108 160V159H107ZM134 160V159H133ZM188 160V159H187ZM189 160V161H190ZM100 161V160H98ZM98 161L95 163L91 162L92 164L90 165H93L95 164L98 165ZM135 161V160H134ZM158 161V160H157ZM160 161V160H159ZM163 161V160H162ZM165 161V160H164ZM172 161V159H171ZM196 161V160H195ZM194 161V162H195ZM203 161V160H202ZM88 163H90L88 160H87ZM101 162V161H100ZM103 162V161H102ZM101 162V163H102ZM107 162V161H106ZM128 162V161H127ZM129 162L127 163L129 165ZM140 161H138L139 163ZM143 164L146 163V160L145 162L142 160ZM140 162V163H142ZM148 162H151V161H147V164H153V162L151 163H148ZM167 160L165 162H162V164L166 163ZM188 162V161H186ZM105 163V162H104ZM103 163V164H104ZM119 163V162H118ZM132 165L133 167L134 166H138V165H134L136 162H133L132 161ZM156 163V162H155ZM154 163V166H156ZM161 163V161H160ZM168 163V162H167ZM166 165H169L171 167V163H168ZM176 163V162H175ZM198 163V162H197ZM108 164V163H106ZM104 164V168L105 170H107L109 168V166L107 165V169L105 168V165ZM110 164V162H109ZM112 164V163H111ZM177 164V163H176ZM142 165V164H141ZM141 165L139 164V167L142 169ZM149 165H146L145 166H148L151 168V166ZM187 166V164H185ZM203 165V163H202ZM94 166V167H95ZM101 167H99L98 165V168H102V165H100ZM114 167V165H113ZM113 167L111 166L110 168L113 170ZM124 167V166H122ZM126 167V166H125ZM138 167V169H139ZM175 167V166H174ZM177 167V166H176ZM202 167V166H201ZM88 168V167H87ZM108 169V170H111V169ZM115 168V167H114ZM136 168V167H135ZM134 168V169H135ZM165 168V167H164ZM200 168V167H199ZM208 168V166H207ZM218 168H222L224 171L222 173H217V169ZM89 169V168H88ZM87 169V170H88ZM103 169L101 170L102 173L104 172ZM125 169H129V166L128 168H125ZM132 169V170H134ZM137 169V168H136ZM157 169V167H156ZM155 169V170H156ZM166 169V168H165ZM175 169V168H174ZM186 169V167H185ZM184 169V171H186ZM191 169V167L189 168ZM196 169H198V167H196ZM107 170V171H108ZM147 170V169H146ZM163 170L164 172V169H161ZM177 170V169H175ZM182 170V168H181ZM180 170V171H181ZM200 171V169H198ZM90 171V170H89ZM116 171L115 169L113 170V172ZM118 171V169H117ZM144 168H143V172H144ZM154 171V170H153ZM152 171V172H153ZM158 171V169L156 170ZM109 172V171H108ZM107 172V173H108ZM111 172V171H110ZM120 172V171H119ZM119 172H116V173H119ZM160 172V171H159ZM157 172V173H159ZM161 171V174L162 176H164V178L166 177L165 173H163ZM168 172V171H167ZM183 172V170H182ZM190 172H192L190 170ZM189 172V173H190ZM99 173L98 172V169L97 171L95 172V174ZM114 172V175L115 177H119L121 172L119 174H116ZM172 173V172H171ZM207 173H208V169H207ZM205 173V174H207ZM248 173V174H247ZM262 173V174H261ZM105 174V173H104ZM111 174V177L112 176V173ZM164 174V175H163ZM174 174V173H173ZM177 174V173H176ZM180 174V173H179ZM246 174V175H245ZM101 175V174H100ZM109 175V174H108ZM89 176V175H88ZM91 176V175H90ZM99 176V175H98ZM107 176V174L104 175V177ZM158 176H161V175H158ZM157 176V178H158ZM161 176V177H162ZM169 176V175H168ZM182 176H185V175H182ZM182 176H180L182 178ZM111 177H106L107 181L111 179ZM137 177V175L135 176ZM143 177V176H142ZM173 177V175H172ZM179 177V176H177ZM175 177V178H177ZM201 178L200 181L202 180V178H204L203 176H200ZM219 177L220 180L218 181L217 184H215L216 182V178ZM249 177V176H248ZM247 177V178H248ZM258 177V176H257ZM85 178V177H84ZM101 178V177H100ZM103 178V177H102ZM155 178V179H157ZM175 178H173L175 180ZM205 178V179H207ZM252 178V177H251ZM250 178V180H252ZM260 180L262 181L261 177H259ZM105 179V178H104ZM103 179V180H104ZM116 179V178H115ZM118 179V178H117ZM123 179L124 181V184H125V180H124V176L123 178H120V181ZM143 179V178H141ZM170 179V178H169ZM188 179V178H187ZM185 179V181L187 180ZM102 180V181H103ZM119 180V179H118ZM133 180V179H132ZM137 180V179H136ZM140 181V178L138 179ZM137 180V181H138ZM182 180V179H181ZM189 180V179H188ZM187 180V181H188ZM257 182H260V180L258 181V179L256 178ZM255 180V181H256ZM101 181V179H100ZM101 181V183H102ZM115 181V180H114ZM137 183V185L139 186V184L141 183V181ZM151 181V180H150ZM173 181V180H172ZM197 181V179H196ZM199 181V180H198ZM199 181V182H200ZM246 181H249V179H246ZM253 181V180H252ZM264 181V179H263ZM263 181L261 183H263ZM105 182V181H104ZM103 182V183H104ZM117 182V181H116ZM115 182V185L116 188L118 187L119 184H116ZM128 183L130 182V180L127 181ZM136 182V181H135ZM134 182V185H136ZM148 182V181H147ZM184 182V181H183ZM195 181H193L194 183ZM227 182H230V185L228 184V187H226V183ZM99 182V184H101ZM112 183V182H111ZM120 183V182H119ZM126 183V184H128ZM132 183V182H131ZM160 183V182H159ZM171 183V182H170ZM187 183V182H185ZM198 183V182H197ZM201 183V182H200ZM208 183V182H207ZM226 185H225V184ZM243 183V182H242ZM114 184V183H113ZM166 184V183H165ZM189 184V182H188ZM196 184V183H195ZM108 185H110L108 183ZM107 185V186H108ZM133 185V188H135V186ZM175 185V184H173ZM96 186V185H95ZM111 186V185H110ZM120 186V185H119ZM122 186H124L122 184ZM128 187V185H126ZM126 186L124 188H126ZM137 186V187H138ZM167 186V185H165ZM190 185H187L186 184V187H188ZM204 186V185H202ZM255 186V185H254ZM129 187H132L130 186V183H129ZM128 187V188H129ZM136 187V188H137ZM182 187V186H181ZM192 188L193 187H196V186H191ZM217 188L219 191V199H215L213 196H211V190H213V188ZM260 187V186H259ZM258 187V188H259ZM108 188H111L108 186ZM121 188V187H120ZM140 188V189H139ZM141 188L146 191L147 189L144 187H138V190L141 191ZM148 188V187H147ZM167 188V187H166ZM169 188V187H168ZM171 188V187H170ZM197 188V187H196ZM198 188H201V187H198ZM197 188V189H198ZM112 189V188H111ZM110 189V190H111ZM122 189V188H121ZM150 189H153V188H150L149 187V190H147L146 192H151L152 190ZM157 189V188H155ZM154 189V190H155ZM162 189V187L160 188ZM164 189V188H163ZM184 189V188H183ZM195 189V188H194ZM260 189V188H259ZM115 190V189H114ZM117 190V189H116ZM119 190V189H118ZM118 190L116 191L118 193ZM123 190V189H122ZM130 190V189H129ZM137 190V189H135ZM137 190V191H138ZM168 190V189H167ZM173 190H174V187H173ZM171 190V191H173ZM178 189H175V191H173L174 193L177 192ZM245 191L244 193H246L245 196H241L242 193H240V191ZM104 191V190H103ZM113 191V190H112ZM112 191L110 193H112ZM124 191V190H123ZM139 191V192H140ZM169 191V190H168ZM125 192V191H124ZM123 192V193H124ZM131 192V191H130ZM161 192V191H160ZM165 192V191H164ZM172 192V193H173ZM239 192V193H237ZM127 193V191L125 192ZM132 193V192H131ZM141 193H144L141 191ZM138 194L139 196L142 195V194ZM156 193V192H155ZM170 193V192H169ZM168 193V194H169ZM171 193V194H172ZM173 193V194H174ZM179 193V192H177ZM176 193V194H177ZM190 193V192H189ZM188 193V194H189ZM193 193V192H191ZM197 193L199 194L200 191H197ZM105 194V193H104ZM107 194V193H106ZM109 194V193H108ZM137 193H134V197ZM159 194V193H158ZM157 194V195H158ZM170 194V195H171ZM196 194V193H195ZM197 194V195H198ZM201 194V193H200ZM236 194V195H235ZM239 194V195H238ZM110 195V194H109ZM148 195V194H147ZM154 195V194H153ZM162 195V194H161ZM167 195V194H166ZM169 195V196H170ZM181 195V194H180ZM179 195V196H180ZM187 195V194H186ZM194 195V193H193ZM214 195V194H213ZM218 195V194H216ZM238 195V196H237ZM103 196V195H102ZM144 196V195H143ZM151 196V195H149ZM188 196V195H187ZM185 196V198L187 197ZM199 196V195H198ZM106 197V196H105ZM120 197V196H119ZM128 197H130L128 195ZM164 197V196H162ZM174 197V196H172ZM148 199L151 198V197H147ZM146 198V199H147ZM167 198V197H166ZM180 198V197H179ZM181 198L183 199L184 197L181 196ZM180 198V199H181ZM184 198L183 201H185L186 199ZM191 198V197H190ZM194 198V197H193ZM198 198H201V197H197V200ZM118 199V198H117ZM121 199V198H120ZM128 199V198H127ZM133 199V198H132ZM130 198V200H132ZM145 199V198H144ZM146 199L144 200V202L146 201ZM147 199L148 202H150L149 200ZM178 199V198H177ZM177 199L175 201H177ZM196 199V197H195ZM123 200V199H121ZM142 200V198H141ZM152 202L156 200V197H155V200L154 198L152 199ZM158 200V199H157ZM170 200V198H169ZM192 200L194 202V199H191V203H192ZM126 202H128L129 205H131V201H127L125 199ZM134 200H132L133 202ZM139 201V200H138ZM137 201V202H138ZM160 201V204H164ZM165 201V200H164ZM121 202V201H120ZM136 202V204H137ZM140 202V201H139ZM142 201V203H144ZM157 202V201H155ZM181 202V203H182ZM190 202V201H189ZM196 202H200L199 200L196 201L195 200V204ZM122 203V202H121ZM125 203V202H124ZM135 203V201L133 202V204ZM146 203V202H145ZM145 203L143 205H145ZM176 202H172L171 204H174ZM184 203V202H183ZM189 203V204H191ZM201 203V202H200ZM127 204V203H126ZM127 204V205H128ZM140 204V207H139V213H140V209H141V202L138 203V205H135V210L137 212V206H139ZM153 204V203H152ZM159 204V203H158ZM180 204V203H179ZM178 204V205H179ZM194 204V203H192ZM191 204V205H192ZM194 204V205H195ZM204 204V202H203ZM123 205V204H122ZM128 205V206H129ZM155 208L157 210H160L158 209V206L157 203H154ZM165 205V204H164ZM169 205V203H168ZM167 205V206H168ZM187 205V200H186V204ZM149 206V205H146L145 208ZM189 206L190 208V205H187ZM234 209L237 207V205L235 204L234 205ZM122 207V206H121ZM133 207V208H134ZM144 207V206H143ZM152 207H154L152 205ZM161 207V206H160ZM165 207V206H164ZM162 207V208H164ZM175 207V205H174ZM177 207V206H176ZM179 207V206H178ZM207 209L209 208L208 206H206ZM119 208V207H118ZM125 208V207H124ZM128 208V207H127ZM131 208H132V205H131ZM149 208H151V205L149 206ZM200 208V207H199ZM233 208V207H231ZM120 209V208H119ZM144 209V208H143ZM180 209V208H179ZM193 209H195L193 207ZM202 209V208H201ZM200 209V210H201ZM228 209V208H227ZM230 209V207H229ZM238 208H236L235 210L233 211H236ZM123 210V209H122ZM127 210V209H126ZM130 210V209H129ZM134 210V209H133ZM145 210V209H144ZM142 210V211H144ZM151 210V209H150ZM181 210V209H180ZM183 210V208H182ZM185 210V209H184ZM199 210V211H200ZM205 210V209H204ZM223 210V209H222ZM132 211V209H131ZM155 211V210H154ZM162 211V210H161ZM171 211L173 212H178L179 210H177V208L175 210L171 209ZM169 211V212H171ZM210 211V210H209ZM224 211V210H223ZM233 211H229L231 213H233ZM238 211V210H237ZM129 211H127V214H128ZM133 212V211H132ZM132 212L130 214H132ZM149 212V211H148ZM151 212V211H150ZM157 212V211H156ZM155 212V213H156ZM168 212V211H167ZM166 212V213H167ZM169 212L166 214L167 216L169 215ZM173 212V213H174ZM203 212V211H202ZM205 212V211H204ZM222 212V211H221ZM135 213V211H134ZM147 213V212H146ZM145 212L144 214L147 215ZM152 213V212H151ZM197 213V212H196ZM212 213V211L210 212ZM137 214V213H136ZM142 214V212H141ZM139 214L138 217L141 215ZM171 214V213H170ZM184 214V213H183ZM192 214V212H191ZM198 214V213H197ZM150 215V214H149ZM154 216V214H152ZM133 216V214L131 215ZM136 216V215H135ZM165 216V219L166 217ZM172 216V215H171ZM174 216V215H173ZM181 216V215H180ZM137 217V216H136ZM135 217V218H136ZM147 216H145L146 218ZM170 217V215H169ZM168 217V218H169ZM204 217V216H203ZM202 217V219H203ZM171 218V217H170ZM173 218V217H172ZM190 218V217H189ZM188 218V219H189ZM194 218V217H193ZM201 218V217H200ZM199 218V219H200ZM132 219V217H131ZM142 219V217H141ZM147 219V218H146ZM149 219V217H148ZM153 219V218H152ZM163 219V218H162ZM161 219V220H162ZM164 219V220H165ZM179 219V218H178ZM199 219H196V220H199ZM195 220V221H196ZM210 220L212 221V224H210ZM133 221V219H132ZM147 221V220H146ZM149 221V220H148ZM147 221V223H148ZM156 222H158L157 220H155ZM154 221V222H155ZM187 221V220H185ZM231 221V219H230ZM105 222V221H104ZM153 222V221H152ZM179 222V221H178ZM184 222V221H183ZM193 222V221H192ZM198 222V221H197ZM142 223V222H141ZM170 223V222H169ZM195 223V222H194ZM233 223V222H232ZM101 224V223H100ZM154 224V223H153ZM181 224V223H180ZM190 224V223H189ZM102 225V224H101ZM155 225V224H154ZM172 225V224H171ZM184 226H186V223L183 224ZM192 225V224H190ZM225 225L227 227H225ZM106 226V225H105ZM182 226V224H181ZM197 226V225H196ZM200 227H197L198 229L200 228L201 229V225H199ZM213 226V225H212ZM210 226V227H212ZM104 227V226H103ZM165 227V225H164ZM169 227V226H168ZM188 227V226H187ZM186 227V228H187ZM190 227V226H189ZM231 227H234V225H231ZM167 228V227H166ZM191 228V227H190ZM188 228V229H190ZM164 229V228H162ZM181 229V228H180ZM204 229V228H202ZM212 229V228H211ZM175 231V230H174ZM192 231V229H191ZM195 231V230H194ZM204 231V230H203ZM202 231V232H203ZM165 232V231H164ZM168 232V230H167ZM166 232V234H168ZM162 233V232H161ZM160 233V234H161ZM181 233V232H179ZM183 233V232H182ZM159 234V235H160ZM191 234V233H190ZM162 235V234H161ZM172 235V234H171ZM174 235V233H173ZM189 236V235H188ZM187 236V237H188ZM192 236H195L194 234ZM199 236V235H197ZM214 236V237H212ZM158 238V237H157ZM194 238V237H192ZM209 238V239H210ZM182 239H183V236H182ZM181 239V241H182ZM175 240V238H174ZM188 240V239H187ZM179 241V240H178ZM204 241V240H202ZM208 239H205V242H207ZM210 241V240H209ZM217 241V243H216ZM175 242V241H174ZM183 242V241H182ZM189 242V241H188ZM193 242V240L191 241ZM190 242V243H191ZM204 242V243H205ZM187 242L185 241V244ZM175 244V243H174ZM184 244V245H185ZM197 244V243H196ZM180 245V244H179ZM182 245V244H181ZM194 245V244H193ZM207 245V244H206ZM205 245V246H206ZM175 246V245H174ZM183 246V245H182ZM209 246V245H208ZM189 247V246H188ZM201 247V246H200ZM237 247V248H236ZM183 248V247H182ZM185 248V247H184ZM190 248V247H189ZM191 248H192V245H191ZM190 248V249H191ZM195 248V247H194ZM203 248V247H202ZM201 248V251H203ZM208 248V247H207ZM235 248L237 250H235ZM180 249V248H179ZM199 250V249H198ZM205 250H206V247H205ZM203 251V252H207V251ZM211 250V251H210ZM209 251L212 253V249H210ZM236 251L238 253H236ZM179 252V251H178ZM181 252V251H180ZM189 252V251H188ZM186 252V253H188ZM191 252V251H190ZM189 252V256L192 255V253ZM245 252V254H244ZM159 253V252H158ZM165 253V252H164ZM202 253V252H201ZM242 253V252H241ZM208 257H210V253H208ZM186 255V254H185ZM227 255V256H228ZM242 255V254H241ZM180 256V255H179ZM217 257V258H218ZM243 257V258H242ZM240 260H244V256H242ZM214 259L213 260H218V259ZM232 259V258H231ZM235 259V258H234ZM239 259V258H238ZM212 260V261H213ZM222 260V258H221ZM225 259H223L224 261ZM211 261V260H210ZM208 261V262H210ZM230 261V260H229ZM259 261V260H258ZM257 261V262H258ZM206 262V261H205ZM228 262V261H227ZM245 262H248V261H245L244 260V263ZM264 261H262L263 263ZM217 263V262H216ZM226 263V262H225ZM231 263V262H230ZM234 263V262H233ZM232 263V264H233ZM236 263V261H235ZM241 263V262H240ZM243 263V264H244ZM260 263V261L258 262ZM257 263V264H258ZM260 263V264H262ZM248 264V263H246ZM250 264V263H249ZM254 264V263H253ZM255 264H256V261H255ZM264 264V263H263Z\"/></svg>", "mask_w": 264, "mask_h": 264}, {"label": "rangeland", "instance_id": "rangeland-1", "mask_svg": "<svg viewBox=\"0 0 264 264\" xmlns=\"http://www.w3.org/2000/svg\"><path fill=\"white\" fill-rule=\"evenodd\" d=\"M150 1V0H149ZM162 1L163 0H158L157 2H156V0H153L152 2H153V6L155 7V8H157V4H156V6H155V3H158L160 6H158L159 8H161V5H162ZM151 2V1H150ZM148 3V0H147V3H146V0H143V8L145 7V5L149 8L151 5H152V2L151 3ZM144 3H145V5H144ZM151 4V5H150ZM150 5V6H149ZM152 7V6H151ZM150 7V9L152 10V8ZM143 8H141V10H140V12H145L146 10H148V8L146 9V7L143 9ZM155 8H153L154 10H155ZM159 8H157L158 10H160ZM142 9L144 10V11H142ZM146 9V10H145ZM149 9V11H151ZM157 9H156V11H157ZM153 10V11H154ZM155 11V12H156ZM157 12H159V11H157ZM141 22L142 21H139L138 23L140 24V27H141ZM143 23H145V22H142V25H144ZM138 24V25H139ZM145 26V25H144ZM146 33V35L145 34H142V33ZM149 33H150V31H148ZM146 30L145 31H142V33H141V36L144 38V39H149L150 37H152V34H151V36L149 35V33H148ZM147 35H149V36H147ZM179 146V145H178ZM173 148V147H172ZM175 148H177V149H175ZM173 150V149H172ZM178 150V147L177 146H175L174 145V151L173 152H179V151H177ZM207 166H208V168H207ZM207 166H205V167H203L202 166V170H200L199 172H197L196 171V168H195V166L194 165H187V166H185L186 167V171L184 172V175L185 176H182V177H186L185 179H187L186 181H185V179L180 183V181H178V180H174L173 178H174V176H175V172L176 171H174V166H172V169H171V180H173V181H171V189L173 190V187H174V189L175 188H178V186L180 185V186H182L181 188H184V189H186L188 192L191 190V189H194L195 187H191V186H196V187H201V188H205V187H207L208 185H209V183H210V179H208L207 177H209L210 178V175H211V172H210V169H211V165H207ZM191 167V169H189ZM207 169H208V173H207ZM190 170L192 171V172H190ZM190 172V173H189ZM174 173V174H173ZM205 173H207V174H205ZM197 174V175H196ZM248 174V173H247ZM256 174V177H253V175H254V173H250V174H248L244 179L242 178V179H240L239 180V183L240 184H245V182L246 183H251L252 185H251V187L252 188H256V190H257V192L259 191H264V181H263V179H264V173H263V175H260V173H255ZM262 174V173H261ZM172 175H173V177H172ZM246 175V174H245ZM196 176H197V181H196ZM200 176H207V177H204V178H202V180L200 181V179L199 178H201ZM249 176V177H248ZM258 176V177H257ZM199 177V178H198ZM248 177V178H247ZM252 177V178H251ZM259 177H261V179H262V181H263V183H261L262 181L260 180V178ZM205 178H207V179H205ZM250 178L253 180H250ZM256 178L258 179V181L260 180V182H257V180H256ZM246 179H249V181H246ZM201 182H199V181ZM220 180V179H219ZM256 180V181H255ZM193 181H195L194 183H193ZM185 182H187V183H185ZM188 182H189V184H188ZM198 182V183H197ZM208 182V183H207ZM243 182V183H242ZM196 183V184H195ZM218 183V181H216L215 182V184H217ZM173 184H175V185H173ZM186 184L187 185H190V186H188V187H186ZM208 184V185H207ZM225 184V183H224ZM227 184V185H226ZM225 185H226V187H228V184L230 185V182H227ZM202 185H204V186H202ZM255 185V186H254ZM260 186V187H259ZM260 189H259V188ZM216 188V187H215ZM175 194V193H174ZM173 193H172V196L174 195ZM177 198H179V197H172V200L173 199H177ZM187 198V199H186ZM185 199L187 200V203H188V201L190 200V198L189 197H186ZM182 199V198H181ZM184 199V198H183ZM215 199H219V197L218 198H215ZM202 201L204 202V204H208V202H205V199H204V197H202ZM202 202V203H203ZM235 204H237V203H235ZM214 248H215V245L213 246ZM237 248V247H236ZM235 248V250H237ZM243 249H245V251H246V245H242V247H240L239 246V253L236 251V253H238L240 256H210V257H207V256H205L206 258H208V260L207 261H210V262H208V263H211V264H232L233 262V264H243L244 263V260L245 261H248V262H245L244 264H246V263H250V264H255V261H256V264L260 261V263H262V261H264V257L263 256H249V259L247 260V258H248V256L246 257V255H243ZM243 250V251H242ZM242 252V253H241ZM242 254V255H241ZM244 254H245V252H244ZM242 256H244V260L242 261V260H240V259H242L243 257ZM218 257V258H217ZM242 257V258H241ZM213 258L214 259H218V260H213ZM221 258H222V260H221ZM232 258V259H231ZM235 258V259H234ZM239 258V259H238ZM223 259H225L224 261H223ZM213 260V261H212ZM230 260V261H229ZM259 260V261H258ZM228 261V262H227ZM235 261H236V263H235ZM258 261V262H257ZM217 262V263H216ZM226 262V263H225ZM231 262V263H230ZM241 262V263H240ZM260 263H258V264H260ZM264 263V262H263ZM262 263V264H263Z\"/></svg>", "mask_w": 264, "mask_h": 264}]
</instances>
